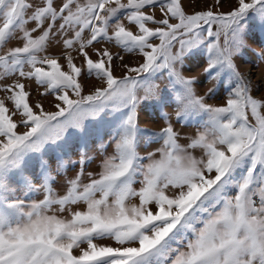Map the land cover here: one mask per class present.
I'll return each mask as SVG.
<instances>
[{
    "label": "snow or ice",
    "instance_id": "1",
    "mask_svg": "<svg viewBox=\"0 0 264 264\" xmlns=\"http://www.w3.org/2000/svg\"><path fill=\"white\" fill-rule=\"evenodd\" d=\"M221 3L189 14L181 0H0V48L21 41L0 53V264H264V100L251 95L233 61L247 47L249 18L264 28V0H237L227 12ZM157 6L162 19L144 11ZM53 40L64 50L60 57L46 54ZM101 40L139 52L143 62L122 65L127 71L115 76L107 48L94 49L95 60L87 51ZM74 45L87 75L104 82L88 95H82ZM200 54L209 80L229 77L223 105L206 103L214 89L198 95L196 78L177 67ZM157 75H166L167 95L154 82ZM20 78L42 87L38 96H54L57 110L33 103ZM153 100L161 108L175 104L176 122L185 127L198 121L186 144L167 113L158 132L139 126L138 110ZM89 118L100 120L107 140L100 137L104 155L85 183L94 159L87 142L77 161L58 157L54 169L42 149ZM156 142L159 147L140 155L142 144ZM37 153L33 174L28 160ZM77 165L58 194L56 176ZM104 239L116 246L95 242Z\"/></svg>",
    "mask_w": 264,
    "mask_h": 264
},
{
    "label": "rangeland",
    "instance_id": "2",
    "mask_svg": "<svg viewBox=\"0 0 264 264\" xmlns=\"http://www.w3.org/2000/svg\"><path fill=\"white\" fill-rule=\"evenodd\" d=\"M29 2H33L35 4L42 3V0H29ZM83 2V0H82ZM126 3V0H123ZM56 3H59V0H56ZM182 6L186 13L191 14L195 11H201L207 9L210 5L214 3V0H181ZM237 6V0H222V3L219 7L220 11H230L232 8ZM145 12L152 14L155 16L156 19H162L163 13H161L159 6L155 8H146L144 9ZM31 10H29L30 14ZM123 20V17H121ZM126 27H129L132 31H137L134 25H129L127 21H123ZM171 22L175 23V20ZM114 23V21H113ZM248 30L246 35V43L247 47H245L242 52L233 57V61L235 63L236 69L246 78L247 81L251 84V95L254 98H258L264 100V28L260 26L258 19L249 18L248 20ZM149 27H156L157 25L148 24ZM28 28L33 27L32 23L27 25ZM109 32H111V28H109ZM17 37L20 36V33L17 32ZM85 36H88V33H85ZM151 43H159L158 40H152ZM21 43V41L17 39L10 40L4 48H0V53L6 50L8 47L15 46ZM179 45L173 46V52L177 50ZM107 48L114 56L113 64V74L117 77H122L124 73L127 71L122 65H128L129 67H136L140 63L143 62V57L139 52L127 53L124 52L121 48L115 45L114 42H108L101 40L99 43H95L93 46L87 49L89 52L90 57L95 60L98 59L95 55L94 49H103ZM62 51V46H57L55 40L52 41L50 46L47 49L46 54L53 55L60 57ZM71 54L73 56L74 63L81 67L83 70V74L79 77V82L82 85V95H88L89 93L93 92L95 88L104 86V82L102 79L96 78L94 75L89 76L87 75V70L84 67V60L83 57L78 52V45H74L73 49L71 50ZM123 57V60L120 59ZM60 64L63 67V70L67 71V63L63 58H60ZM206 65V60L203 54L192 56L186 58L183 64V67L177 65L180 68L182 73L187 77H195L197 83L193 85L196 93L198 95H204L209 89H214L212 94L206 97L205 102L214 105L220 106L225 103L227 97V82L229 77L225 74L221 80L218 82L216 80H209L206 76L202 74V69ZM25 70H29L27 66ZM132 75H135L134 73ZM19 78V77H14ZM22 79V78H20ZM11 80H5L3 83H10ZM22 82L26 85V90L31 91V101L33 103L36 100H40L45 111H56L55 104L57 101L55 97L52 95H48L46 97H40L37 95V88H40V91H43V88L38 86L34 80L29 81L26 79H22ZM158 86L162 94L167 95L168 89L165 87L166 75L160 76L157 75V78L154 81ZM4 93L0 92V98H2ZM72 99H75V96H72L71 92L69 93ZM138 95H143V90L141 89L138 92ZM175 104H171L167 107H159L157 106L156 102L148 101L145 102L144 105L138 110L139 112V126L141 128H148L153 132H158L160 128L164 126V120L162 118L161 113H167L169 118L172 120L174 128L180 132L181 144H186L187 140L185 139L186 136H191L198 128V121L190 124L188 127H185L182 124L176 122L175 119ZM264 112V109H262ZM17 120L19 119V115L15 117ZM105 119H107V115L105 114ZM249 118L250 114H249ZM19 132H24L27 129L23 126L18 127L17 129ZM105 128L103 124L100 122L99 119L89 118L85 120L84 127L82 129H69L65 132L60 139L49 141L45 147L42 149L43 152V159L49 161L50 166L54 169L55 164L57 162L58 157H63V160L68 163L71 161H77L79 159V154L83 149V145L87 142V154L88 156L94 157L92 162L85 167V177L83 182H87V173L88 172H97L99 170L98 166L100 161L103 158L104 153L98 151L99 144H100V137L103 135L104 140H107V136L104 135ZM143 140V138H141ZM160 142L152 143L147 147H144L143 144L141 147L138 148L140 155H146L148 152L153 151V149L159 147ZM112 148H108V153H111ZM201 150H193V155L197 158L201 156ZM39 160L40 155L39 153L35 155H30L28 160V167L29 171L33 174L37 173L39 170ZM144 163H147L145 160ZM68 167L66 169V176L61 174L56 176V183L53 184L54 189L57 191L58 194H63L66 190V186L64 185V181L66 178L70 179L74 177L77 168ZM62 172L64 170H61ZM53 175L55 171H53ZM40 181H35V183H39ZM137 187L139 185H136ZM171 194V193H170ZM43 196L42 193L37 194L36 196L32 197L33 199H41ZM135 203L136 201H132ZM81 210L83 209L84 205L81 204L78 206ZM67 216V213H64ZM98 244L103 245H111L116 246L115 243L111 240L104 239V240H97L95 241ZM86 244L81 245V247L86 248ZM74 254H79V249L74 250Z\"/></svg>",
    "mask_w": 264,
    "mask_h": 264
}]
</instances>
